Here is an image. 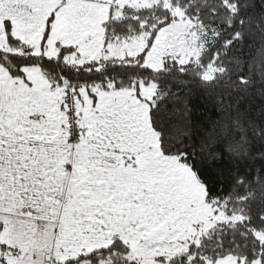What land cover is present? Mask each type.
Instances as JSON below:
<instances>
[{
  "label": "snow or ice",
  "instance_id": "6c2138e0",
  "mask_svg": "<svg viewBox=\"0 0 264 264\" xmlns=\"http://www.w3.org/2000/svg\"><path fill=\"white\" fill-rule=\"evenodd\" d=\"M0 264H264V0H0Z\"/></svg>",
  "mask_w": 264,
  "mask_h": 264
}]
</instances>
